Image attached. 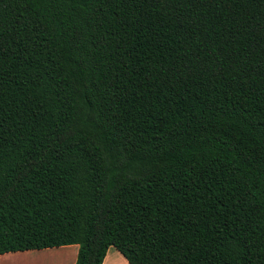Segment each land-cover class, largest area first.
Masks as SVG:
<instances>
[{
  "label": "trees",
  "instance_id": "trees-1",
  "mask_svg": "<svg viewBox=\"0 0 264 264\" xmlns=\"http://www.w3.org/2000/svg\"><path fill=\"white\" fill-rule=\"evenodd\" d=\"M264 264V0H0V255Z\"/></svg>",
  "mask_w": 264,
  "mask_h": 264
},
{
  "label": "crops",
  "instance_id": "crops-1",
  "mask_svg": "<svg viewBox=\"0 0 264 264\" xmlns=\"http://www.w3.org/2000/svg\"><path fill=\"white\" fill-rule=\"evenodd\" d=\"M76 255L77 246L68 245L5 253L0 255V264H74ZM101 264H127V262L113 247H109Z\"/></svg>",
  "mask_w": 264,
  "mask_h": 264
}]
</instances>
